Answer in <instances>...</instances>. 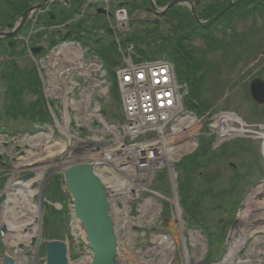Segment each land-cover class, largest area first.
I'll return each mask as SVG.
<instances>
[{"label": "rangeland", "instance_id": "obj_1", "mask_svg": "<svg viewBox=\"0 0 264 264\" xmlns=\"http://www.w3.org/2000/svg\"><path fill=\"white\" fill-rule=\"evenodd\" d=\"M136 9L138 12L134 17L137 20V26L144 16L150 19L155 17H150L144 10ZM91 12L94 11L91 10ZM17 17L18 15L14 18L16 19ZM231 25L229 28L224 29L223 34L221 32L216 34L215 39L218 43L212 44V42L210 43L200 38L192 41V45L196 48V59L205 61L206 66L203 69L207 68L209 70L206 77L204 97L207 102L213 104V111L221 109L226 111L231 110L241 120L243 119L255 128L260 123L264 124V114L262 113L264 112V105L258 106L253 102L249 96V84L255 77L264 79V11L250 12L246 16L240 15ZM157 28L159 32L162 31V34L165 35L170 30L169 24L164 20L160 22ZM239 33L244 34V37H246L244 40H248L250 43L256 40L263 42V48L257 50L255 44L256 50H253L255 49L254 47L249 48V44L238 46V42H233L232 35ZM156 39L154 44H145L140 47L147 50L155 49L160 44L159 40L161 38L156 37ZM227 42L231 43V48L224 52L222 46ZM239 47L241 48L239 49ZM244 47L249 50L246 57L242 52ZM12 54L9 52V55ZM24 54H26L25 51L18 52L17 56H20V58H14V64L21 70L25 69V71L29 70V68H34L32 67L34 64L33 60L30 57L24 56ZM7 60L6 55L5 57L2 54L0 55V128L19 132L31 124V117L28 114L26 115L25 112L28 113L29 106L34 102L35 96L31 93L30 88H28V84L21 77H16L11 64ZM11 85L14 86V92L17 93L15 99H13L15 97L13 96L14 92H10L9 89ZM14 105L15 107L13 108ZM213 138L211 136L203 140L202 146L208 151V154L215 155V159H207L204 162L207 167H203L201 164L199 166L194 165L193 163V170L191 171L190 161L188 160L177 165L181 185L187 183L189 175H191L194 187H199L202 191L204 190L205 196L194 213L197 220L208 233L211 259L218 258L224 253L227 232L231 227L232 221L236 220V218H242L244 223L248 218V223H252L253 226L252 229L249 228L245 232L254 241L258 240L261 243L258 245H264V234L262 231L253 233L259 227L255 224L258 221H253L252 219L256 211L259 213V211L264 210V204H261V201L258 202L256 198H251L250 196L261 183H264V148H261L262 141L261 139L251 141L236 140L226 143L223 148L214 149ZM0 144L2 153L7 159L5 172H0V176L7 177L4 186H0V194H6L8 186L18 183L21 175L31 171L28 163L36 158L32 156L31 160L28 159L26 163L21 159L15 165V161L11 159L12 157L21 158L22 156V158H27L28 155L30 157V154L33 153L29 152L28 148L23 144H19V142L9 145L7 139H3L2 137H0ZM202 151L203 149L200 147L195 154L188 157L197 160L201 157V154H198ZM12 165H14L13 169ZM42 168L45 167L43 166ZM51 171L49 169L47 173H44V176L49 175ZM55 174L56 172L52 174L53 176L46 179L42 184L43 186H40L38 182L30 181L31 190H36L32 197L35 204L39 202L38 191L41 188V194H43L42 211L39 212V209H36L39 213H35L37 217L33 218V223L37 230H40L42 227L41 247L44 246L45 241L49 238L58 237L62 240H67L70 258L75 261L87 251L84 235L81 225L72 215L71 199L67 198L64 202L59 200L53 201L50 199L49 193H47L49 183ZM153 183H155L154 187L156 186L163 190L169 189V182L166 180V177L165 180L159 179ZM22 189V187H18L15 192L20 193ZM46 205L48 209L49 206H53L52 208L56 210L63 209L66 212L55 215L53 217L55 224L53 223L50 228H46L44 225L45 217L49 212ZM4 209L5 204L2 202L0 204V225L3 224L1 213L4 212ZM164 209V215L168 216L167 203H165ZM243 215L247 218H243ZM257 216L259 215L257 214ZM5 219L10 220L9 217ZM41 219H43V224ZM243 222L242 225L244 226ZM22 233L25 234L24 232ZM7 235V233L4 235L0 234V249L2 246L0 255L9 254L15 257L19 264H32L36 260V264H44L45 254L41 253L38 257L35 256L36 246L34 244L25 243V239L23 238L20 241H16L14 239L16 237H13L12 241L14 243H11V239L8 240ZM19 244H23V246L21 247ZM0 264H4V262L0 260Z\"/></svg>", "mask_w": 264, "mask_h": 264}, {"label": "built area", "instance_id": "obj_2", "mask_svg": "<svg viewBox=\"0 0 264 264\" xmlns=\"http://www.w3.org/2000/svg\"><path fill=\"white\" fill-rule=\"evenodd\" d=\"M117 16L120 20L126 19L125 10L117 11ZM70 52L76 58L77 64L84 67L79 68L76 64L72 66L70 61L65 62L71 81L66 84L63 83V89H65V85L73 91L98 86L104 93L102 95L101 92L95 91L89 97L92 108L86 117L79 108L81 103L73 101V91H60L64 95L59 97L57 95L58 90L57 92L51 91L52 84L44 66V63L53 56L66 57ZM42 66L45 70L46 96L49 99H56L57 104L61 106L60 121L62 124L57 122V126L58 130L67 138L70 154L82 156L86 154L85 156L89 160L94 164L96 163V167L100 165L102 171L110 167L112 173L120 177H128L131 181L128 185L130 189L120 192L117 194L118 197L124 196L127 200L138 197L139 189L149 184L160 168L179 160L181 156L192 152L197 147L196 140L201 120L184 111L181 86L177 83L174 66L170 61L157 59L134 63L130 48H128V52L124 56V66L116 71L125 110V122L123 124L108 121L104 115L99 100L107 97L110 87L106 71L94 60L86 61L84 52L78 44L65 42L54 47L44 58ZM75 68L79 70L88 69L89 73L82 76L79 70H71ZM48 84L50 85L48 86ZM78 97L81 98V96ZM82 103L86 104L87 100H82ZM133 111L135 114H132ZM226 114L231 116L232 112H218L211 117L210 126L217 133L219 141L227 140L235 134L245 135L250 131L246 124L242 127V121L222 122V118H225ZM237 119L239 118L237 117ZM71 126L77 129V126H82L86 132L92 129L94 133H86L84 139L76 132L71 133ZM108 135L115 136L116 139L110 142L107 138ZM39 139L41 142L44 140L49 142L50 136L40 134ZM127 139L131 142L127 143ZM133 140H135V145L137 142L141 146L139 148L130 146L134 143ZM130 147H136V149L128 153L122 152L123 150H130ZM166 150H172L174 154L167 155ZM147 153L150 155L149 161L146 159ZM107 155L115 159L121 158L124 163L122 165L116 164L110 158L105 157ZM97 160L98 162H96ZM131 177L134 178L135 182ZM111 193L116 194L114 191ZM145 206L147 208L145 210L149 214L139 210L141 214L145 212V216H148L147 223L152 225L153 222L150 220L158 215L159 207L154 206L151 200H146ZM177 221L179 229H182V220L179 216ZM241 232H243L242 229L238 238L233 240L229 253L220 264H264L263 249L261 247L252 248ZM194 237H198L197 232H193L190 236L192 252L191 255H188L189 259L185 256L186 264H203L202 253L200 255L194 252L197 244ZM158 238L167 240L168 247H165V242L160 244ZM158 238L153 239L152 252L146 254V257H132L133 261L129 260L130 264H177L173 255V242L167 236H158ZM160 245H164V250L160 249L159 251ZM140 259L141 261H139Z\"/></svg>", "mask_w": 264, "mask_h": 264}, {"label": "trees", "instance_id": "obj_3", "mask_svg": "<svg viewBox=\"0 0 264 264\" xmlns=\"http://www.w3.org/2000/svg\"><path fill=\"white\" fill-rule=\"evenodd\" d=\"M38 0H0V28H5L12 20H14L15 16L19 15L24 9L27 4L33 3ZM158 5H165L167 2L166 0H156ZM149 0H139V7L143 8L144 6H148ZM252 4V3H251ZM252 8L250 10H243L241 13L240 10H238L242 15L249 14L250 12H256L258 3L253 2ZM176 12H178L177 15H180V22H176V35L170 40L167 41L166 39H161L160 44L155 49L147 50L143 49L140 46L145 44H154V41L156 40L155 35H144L143 33L133 32L131 36L127 39L128 42H133L138 51L143 54L144 58H147L149 55L152 57L160 56L163 53L167 54V56L171 59H173L177 66V72L180 81L186 82L188 85V94L185 97V107L188 110L194 111L197 114H202L212 108L213 104L207 102V100L204 97V92L206 88V77L208 75L209 70L206 68L203 69L204 66H206V62L200 61L196 59L195 55V46L192 45V41L186 40L183 38V36H187L188 30L191 27V23L183 17V13L185 11L181 8H176ZM199 29V27H194V30ZM75 29L80 32L82 29L81 22L77 23L75 25ZM163 32L160 34L162 35ZM233 42H238L239 45L249 44L250 47H257V50L259 48L261 49L263 46V42H259L256 40L255 42H249L248 40H244L246 37H244V34H233ZM79 38V37H78ZM100 41V40H99ZM218 43V42H217ZM99 48L98 54L103 60V62L107 65L109 69H112L117 63L114 59V54L116 51L115 43L112 40H109L107 42H99ZM214 44V42H212ZM255 44V46H254ZM237 46V47H238ZM231 48V43H226L222 46V49L224 52L228 51V49ZM241 47H239L240 49ZM253 50H256L253 49ZM247 50L245 47L242 49L243 55L246 57ZM14 54V48H10L9 43L6 39L0 38V54ZM13 68V73H15L16 77L23 79L24 82L28 84V88H30V91L33 95H37L36 100L31 103L29 106V111L31 112V117L34 119L36 115L41 114V96H40V86H39V80L37 77V72L35 69L31 70H21L19 69L15 64H11ZM18 73V75H17ZM10 92H14V86L11 85L9 87ZM13 99L16 98L17 93H13ZM264 114V112H262ZM208 151L204 148L201 153V156L206 157ZM197 155V154H196ZM197 160H193L191 158L190 165H191V171L193 170V163L195 165V162ZM197 164V163H196ZM199 166V164H197ZM207 167V165H201ZM2 182V180H1ZM0 182V185H1ZM181 193H182V204L187 208L188 211H195L197 209V206L199 205L200 201L204 197V190H200L199 187H194L193 185V178L189 175L188 182L180 185ZM49 193V197L51 200H59L64 202L67 198H69V195L64 192L61 188V177L55 176L50 184L49 189L47 191ZM47 206V205H46ZM45 206V207H46ZM48 209V206H47ZM49 212L48 215L45 217L44 225L46 228H50V226L54 223L55 215L66 213L64 210L62 211H56L54 208L49 206ZM191 215V214H190ZM192 215L194 213L192 212ZM193 219L196 221L197 219L195 216H192ZM193 220V222H195ZM58 238V237H56ZM43 252V250H42Z\"/></svg>", "mask_w": 264, "mask_h": 264}, {"label": "bare ground", "instance_id": "obj_4", "mask_svg": "<svg viewBox=\"0 0 264 264\" xmlns=\"http://www.w3.org/2000/svg\"><path fill=\"white\" fill-rule=\"evenodd\" d=\"M85 1L93 2V3L95 2V0H85ZM106 3H109V1H107ZM136 8H139V5H137ZM66 12L69 13L70 11L68 9H66ZM117 25H118V23L116 21H113L112 26L116 27ZM84 26L87 28L88 27H100V24L93 21L91 25L89 23H85ZM95 38L100 39V42L109 41V39L105 36V33H103L101 35H96ZM46 48H48L49 50H52L54 48V46H46ZM66 61H70L72 66H73V64H76V66L79 68L84 67V66L77 64V60L74 57V55L71 54V52L69 54H67L66 57H60L59 58L57 56H53L49 61L44 63V66L48 72V77H50V83L52 84L51 85V91L57 92V90H58L59 91V93L57 94L58 97L64 95L63 93H60V91L61 92H68L70 90V87L67 85H65V89H63L64 88L63 83L66 84L67 82L71 81L70 75L68 74V72H69L67 69L68 66L65 64ZM71 70H79V69L75 68V69H71ZM79 72L82 76H85L89 73V70L88 69L87 70L81 69V70H79ZM73 80H75V78H73ZM49 85L50 84H48V86ZM70 91H73V90H70ZM95 91L101 92L102 95H104L103 91L98 86H93L90 88H80L79 90L73 91V93H74L73 101L81 103L79 105V108H80V110L83 111L84 117L87 116V114L90 112V110L92 108V102H91V100H89V97L92 96L93 92H95ZM78 96H81V98H79ZM249 96L251 97L250 94H249ZM251 99L253 100L254 103H257L252 97H251ZM82 100H87V103L86 104L82 103ZM258 105H260V104H258ZM132 114H135V111H133ZM107 115H110V113H107ZM84 121H85V118H84ZM237 121H241V120L237 119V116L234 115L233 113L231 116L226 114L225 118H222V122L235 123ZM60 124H62L61 121H60ZM244 126H245V123L244 124L242 123V127H244ZM261 126L263 127V125H261ZM77 127L80 130L82 128V126H77ZM249 127L253 128L250 124H249ZM254 129H256L258 131L255 132V131H248L247 130L248 132H250V134L249 133L245 134V136H246L245 138H247V141L256 140V139H261V141H263L262 140L263 138H254L253 137V136H257L258 134H260V132H262L263 130L262 129L259 130L260 128H258V127H255ZM244 130H246V129L244 128ZM99 131H101V130H99ZM86 133H94V130L89 129V130H87ZM262 135H263V133H262ZM107 138H108V141H110V142H113L116 139V137L112 136V135H108ZM133 141H134V143L130 144V146H137L138 148L141 146L140 144H137V142L135 145V140H133ZM30 142H33V141L29 139V143ZM126 142L130 143L131 141L127 139ZM42 144L45 145V147L41 150L42 152L52 146L51 144L49 145V142L47 140H44ZM53 146H56V145H53ZM62 147L63 146L60 145L57 148H62ZM220 147H221V141L218 142L216 139H213V148L219 149ZM261 148H264L263 144H262ZM134 149H136V147H130V150H128V151L123 150L122 152L125 151V153H128L129 151L134 150ZM37 151H39V149H37ZM48 152H50V151H48ZM50 153H52V152H50ZM165 153L167 155H173L174 154V152L172 150H166ZM105 157L110 158L112 160V162L114 161L116 164H119V165H122V163H124V161L121 158H116L117 159L116 160L115 158H113L109 155H107ZM100 159H102V158H100ZM146 159H147V161H149V159H150V155L148 153L146 155ZM96 162H98V160ZM95 164H94V166H95ZM95 168L102 175V177L105 179V183L108 187V193H110V197L113 200V202L115 203V206L117 208V210H113V216L115 218L114 221L116 222V233H117V235L119 232L118 225L119 226L121 225L120 222H118V224H117V219H119L123 223L121 228H120L122 236L127 237L128 234L130 237H132L133 235L136 236V227L134 229L130 230V228H132L134 226L133 223L136 222V218L130 217L129 215L126 214L127 206H125V205L121 206V201H125L126 198L124 196H122V197L117 196V194H119L120 192H123L125 189H127V190L130 189V187L128 186L131 182L130 179L128 177H120V176L112 173L110 170V167H107L103 171L101 170L100 165H97V167L95 166ZM131 179L135 182L134 178L131 177ZM123 180H125V181H123ZM103 183H104V180H103ZM133 186H134V183H133ZM135 186L137 187L136 183H135ZM16 189H17V186L14 184L7 188L6 200L4 202L5 203V209H4V212L1 213L3 216V217H1L2 223L7 225V228H8V233H7L8 234L7 235L8 240L11 239L10 242L14 243V241H12V238L16 237L15 238L16 241H20L23 238V239H25L24 240L25 243H29V241L31 239V234L29 233V231L26 234L22 233L23 230H26V228H28V227H30V228L32 227L33 232L36 233L35 235L37 236V238L39 240L40 239V230H37L34 227V223H33V218L36 216L35 213L37 212L36 211L37 207L32 200V195L34 194L35 190L30 189L29 183H27L23 187V189L20 191V193L15 192ZM111 191L116 192V194L111 193ZM259 193L264 194V183L261 186H258V188L253 193H251L250 196L252 198V197H254V195H258ZM118 201L120 203L119 206H117ZM261 204H264V203H261ZM252 206H255V205H252ZM116 211H117L118 217L116 216L117 215ZM254 214H253V218H252L253 220H262L264 218V210L259 211V213H257V211H256ZM257 214L259 216H257ZM261 216L263 218H261ZM7 217H9L10 220H6L5 218H7ZM250 217H252V216H250ZM150 221L154 223V219H151ZM141 222H142V224H144L143 225L144 229L142 230V231H144V230H146L148 223H147L146 219H143ZM260 223H262V221H260ZM125 224H126V226H125ZM120 240H121V235H119V240H118V251L120 252V254L123 253V255L126 252V255H124L123 257L120 256L119 260L125 264L127 258L132 260V256H130V253L125 248V244H129L131 242H129L127 240H123V241H120ZM157 240L158 241L160 240V244L165 242L166 243L165 247H168V241L167 240L161 239V238H158ZM121 246H122L123 250H121ZM160 249L164 250V245H160L159 251H160ZM118 258H119V256H118ZM139 261H141V259ZM86 262L87 261L83 260L80 263L85 264ZM142 264H144V263H142Z\"/></svg>", "mask_w": 264, "mask_h": 264}, {"label": "water", "instance_id": "obj_5", "mask_svg": "<svg viewBox=\"0 0 264 264\" xmlns=\"http://www.w3.org/2000/svg\"><path fill=\"white\" fill-rule=\"evenodd\" d=\"M183 1L174 0L162 9H158L156 4L152 2V7L149 10H154L157 15H163L173 5ZM40 6L41 4H37L29 7L20 15L19 23L14 30L11 32L0 31V36L13 37L27 20L29 12L33 8ZM98 11L103 12L102 9ZM222 13H219L216 17H219ZM11 27L12 25L10 24L9 28ZM33 51L38 53L40 48H33ZM249 91L251 97L258 104H264V80L262 78L256 77L252 79ZM32 175V173L27 174L24 179L30 178ZM64 180L66 188L72 197L73 214L81 223L89 248L92 251L90 264H124L118 258V236L115 229V221L110 212L108 190L95 174L94 166L87 162L73 164L64 170ZM4 198L5 195H2L0 201ZM0 230L4 233L7 231V227L1 225ZM32 241L35 242V238ZM45 251V264H69L67 257L68 248L65 241L49 239L46 242ZM5 261L7 264H13V260L8 256L5 257Z\"/></svg>", "mask_w": 264, "mask_h": 264}, {"label": "flooded vegetation", "instance_id": "obj_6", "mask_svg": "<svg viewBox=\"0 0 264 264\" xmlns=\"http://www.w3.org/2000/svg\"><path fill=\"white\" fill-rule=\"evenodd\" d=\"M172 1L166 0V4H170ZM253 2L258 3V9H264V0H184L172 6L164 16L156 17L154 13L148 14L150 17L155 16L153 19L144 16L141 21L144 27H141L140 30L152 35L155 28L164 20L169 24L170 29L166 38L171 40L177 32L174 28L177 25L175 21L178 24L180 22V15H177L176 8H181L185 11L182 16L191 23L187 36H183V38L191 41L198 38L210 40L216 37L221 29L232 26L231 24L241 15L243 10H250L254 6ZM192 9H194L195 14ZM223 10H225L224 13L216 17ZM196 26L199 29L194 30Z\"/></svg>", "mask_w": 264, "mask_h": 264}]
</instances>
